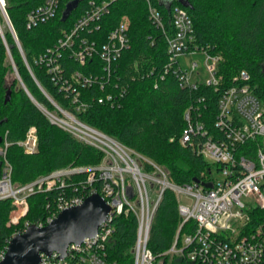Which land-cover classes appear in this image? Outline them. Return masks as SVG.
Here are the masks:
<instances>
[{
  "label": "built area",
  "instance_id": "built-area-1",
  "mask_svg": "<svg viewBox=\"0 0 264 264\" xmlns=\"http://www.w3.org/2000/svg\"><path fill=\"white\" fill-rule=\"evenodd\" d=\"M64 1L45 0L29 11L27 28L33 29L54 19ZM118 1H91L74 27L65 31L59 41L37 61L46 68L59 93L68 101L66 106H61L35 78L9 16L7 1L0 0V41L7 49L15 79L52 125L105 154L99 166L62 168L18 186L13 183V166L7 158L8 149L13 143L7 135L1 139L0 201H12L10 225L19 227L23 224L30 212L29 199L32 196L58 193L55 202L47 206L48 212L43 220L37 224L26 221L14 236L24 233L31 225L45 227L54 222L62 211L80 206L89 196L99 194L111 211L97 235L86 239L81 245H70L64 259H60L57 253L52 257L43 255L41 264H114L108 254V244L114 233L113 221L126 210L134 213L138 220L133 264H157L148 246L150 231L165 191L171 190L178 199L184 196L190 201L185 203L179 200L183 224L195 220L198 227L193 235L185 237L183 247H177L176 241L170 255L185 258L193 264H263L264 222L255 225L251 222L255 209L264 210V102L255 95L248 72L242 71L235 79V84L219 98L213 128L207 127L201 108L193 105L185 114L187 128L183 142H192L193 136L204 138L195 147L196 153L209 163L219 165L220 170L217 172L221 178L216 177L213 170L208 175L202 173L198 183H171L164 168L151 163L154 170L144 171L136 161V157H141L139 154L79 119L96 103L120 108L129 91V85L119 75L118 65L122 55L131 48L129 19L123 17L107 35V39H102L103 44L100 39L91 38L102 32L103 20L110 14L111 6ZM132 1L147 3L148 20L166 36L169 61L160 73L161 79L172 75L181 87L191 91L198 90L201 84L217 90L220 85L217 74L220 58L195 44L194 24L188 11L174 8L168 26L152 0ZM6 29L14 37L37 85L55 107L54 111L39 104L27 90L10 52L5 37ZM66 51L71 52L75 62L84 67L99 57L102 72L86 74L74 71L68 75L63 63ZM187 56L203 60L205 72L209 76L206 80L203 81L205 75L199 70L198 61L192 60L189 69L183 67L182 62ZM96 86L104 92L99 98L87 92ZM203 101L198 99L197 103L202 104ZM38 144L35 126L28 129L24 140L17 142L28 155L37 152ZM83 173L87 174L85 181H73ZM128 179L133 185L127 183ZM207 183L212 184V188H207ZM150 190L158 193L154 203ZM6 250L0 253V262Z\"/></svg>",
  "mask_w": 264,
  "mask_h": 264
},
{
  "label": "trees",
  "instance_id": "trees-1",
  "mask_svg": "<svg viewBox=\"0 0 264 264\" xmlns=\"http://www.w3.org/2000/svg\"><path fill=\"white\" fill-rule=\"evenodd\" d=\"M6 1L9 16L35 78L55 102L66 106L68 101L59 93L46 68L37 61L59 41L65 31L74 27L91 1L101 0H81L67 20L63 21L67 5L74 1L65 0L54 19L33 29L26 26L27 14L45 0ZM152 1L162 12L168 26L174 8L188 11L194 24L195 44L220 58L218 89L201 84L198 90L191 91L181 87L172 75L162 80L160 73L169 61L165 34L148 20L145 1L119 0L111 6L110 14L103 20L102 32L91 38L105 41L123 17L129 19L131 48L118 63L119 75L129 85L128 94L120 108L96 103L79 119L143 157L144 171H153L151 163H154L167 171L171 183L188 185L201 179L202 173L208 175L210 171L220 168L196 153L195 147L204 138L193 136L192 142H183L187 110L193 105L201 108L207 127L213 128L219 98L235 84L242 71L250 74L253 91L264 102V0H184L188 7L180 0ZM5 37L27 90L39 104L54 111L55 107L34 80L9 30H5ZM63 63L68 75L74 71L86 74L102 72L99 57L84 67L75 62L71 52L66 51ZM8 91H11V99L6 103ZM87 92L97 98L104 95L98 86ZM198 99H203V103L198 104ZM32 126L38 130L39 144L37 152L28 155L17 142L25 139ZM6 135L13 143L8 149L7 158L13 166V183L18 186L62 168L96 167L105 158L102 150L49 122L15 79L7 49L0 41V140ZM86 178L87 174L83 173L73 181H85ZM57 197V192L32 196L29 199L30 212L23 224L26 221L37 224L43 220L48 212L47 206L53 204ZM11 212L12 201H0V253L8 248L10 240L23 226L10 225ZM261 222H264V210L255 209L251 224ZM113 227L114 233L108 244L110 261L114 264H133V247L138 230L135 214L124 211L114 218ZM197 227L195 220L183 224L178 198L171 190H166L153 220L148 244L157 264H168L170 261L172 264H193L169 252L176 241L177 247H183L185 237L193 235Z\"/></svg>",
  "mask_w": 264,
  "mask_h": 264
},
{
  "label": "water",
  "instance_id": "water-1",
  "mask_svg": "<svg viewBox=\"0 0 264 264\" xmlns=\"http://www.w3.org/2000/svg\"><path fill=\"white\" fill-rule=\"evenodd\" d=\"M180 1L188 7L187 2ZM80 3L81 0H74L67 5L63 21ZM10 99L11 91H8L5 102L8 103ZM205 186L212 188L213 185L207 183ZM110 211L103 197L93 194L82 205L62 211L51 224L45 227L31 225L24 233L14 236L0 264H41L43 255L52 257L55 253L64 259L70 245H81L86 239L97 235Z\"/></svg>",
  "mask_w": 264,
  "mask_h": 264
},
{
  "label": "rangeland",
  "instance_id": "rangeland-1",
  "mask_svg": "<svg viewBox=\"0 0 264 264\" xmlns=\"http://www.w3.org/2000/svg\"><path fill=\"white\" fill-rule=\"evenodd\" d=\"M165 1H169V0H165ZM6 30H8V29H6ZM192 60H195V61H198L199 62V64H200V68H199V70L205 75L204 77H203V81L204 80H206L209 76L207 75V73L205 72V68H204V66H203V60L201 59V58H197V59H194L193 57H190V56H187V57H185V59L183 60V67L184 68H188L189 69V67H190V65H191V63H192ZM11 79V78H10ZM136 161H137V163H138V165L141 167V168H143V165H142V161H143V157H136ZM103 162V161H102ZM82 167H84V166H82ZM67 168H69V167H67ZM85 168H87V167H85ZM214 175L216 176V177H218V178H221V175L217 172V170H215L214 171ZM128 182V184L131 186V185H133V182L131 181V180H127ZM155 183V182H154ZM150 196H151V201H152V203H154V202H156V200H157V198H158V193L157 192H155V191H152V190H150ZM181 201V202H187V203H190V201H187V199H186V197H184V196H180L179 197V199H178V201ZM168 264H172V262L170 261V263H168Z\"/></svg>",
  "mask_w": 264,
  "mask_h": 264
}]
</instances>
